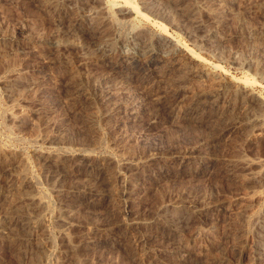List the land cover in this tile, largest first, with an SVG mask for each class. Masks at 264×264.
I'll return each mask as SVG.
<instances>
[{
  "label": "rangeland",
  "instance_id": "374dc122",
  "mask_svg": "<svg viewBox=\"0 0 264 264\" xmlns=\"http://www.w3.org/2000/svg\"><path fill=\"white\" fill-rule=\"evenodd\" d=\"M263 8L264 0H0V264H182L189 248L198 264H264ZM170 41L188 67L174 66ZM192 67L246 90L252 103L222 93V114L201 103L206 121L174 119L195 108L185 110L194 85L211 82L190 76L181 101L161 98L165 81ZM230 121L244 127L184 154ZM135 232L150 241L133 255L126 236Z\"/></svg>",
  "mask_w": 264,
  "mask_h": 264
},
{
  "label": "bare ground",
  "instance_id": "6f19581e",
  "mask_svg": "<svg viewBox=\"0 0 264 264\" xmlns=\"http://www.w3.org/2000/svg\"><path fill=\"white\" fill-rule=\"evenodd\" d=\"M113 1V0H112ZM126 1V0H125ZM108 3H113V2H110V1H108ZM126 4H129L130 6H128V7H126L127 9H131V11H133L135 14H137V15H142V13L140 12V10H139V7L136 5V4H134L132 1H130V2H128V3H126ZM110 5V4H109ZM113 5L114 4H111V6H109L111 9L113 8ZM109 9V8H108ZM110 9V10H111ZM264 9V8H263ZM110 14H112V13H110ZM116 16V15H115ZM237 20V19H236ZM118 22V21H117ZM160 42V41H159ZM153 43H152V45L150 46V47H153ZM169 46V45H168ZM179 43H177V42H171L170 41V46H169V49H173L174 50V53L176 54V51H178V48H179ZM155 47H156V44H155ZM103 48V47H102ZM101 48V49H102ZM101 49H98V51L97 52H100V53H104V51H105V49H103L102 51H100ZM156 50V49H155ZM96 53V52H95ZM153 54L155 55L156 54V51H153ZM95 55V54H94ZM176 56V58L178 59V60H176V59H174L172 62L173 63H175V65L174 66H176V65H179V67L180 68H182V67H188L190 64H189V62H185V59H183L182 61L181 60H179V58L180 57H178V54H176L175 55ZM193 58V57H192ZM148 60V59H147ZM258 61H260V60H258ZM257 61V62H258ZM130 62V61H129ZM133 63L135 62V61H132ZM172 63V64H173ZM131 64V63H130ZM182 65V66H181ZM139 68V67H138ZM142 68V67H141ZM174 69V68H173ZM129 70V69H128ZM177 70V69H176ZM134 71V70H133ZM137 71V70H136ZM183 71V75H182V77H180L178 80H176V79H174L172 82L171 81H165V84L163 85V89H164V92H163V94L161 95V98H163L164 100H168V102L169 103H172L173 101H176V100H179V101H181L180 99H182L181 98V95H183L184 94V91L186 90V88L187 87H192L193 88V83L191 82V80H193V78H195V77H190V76H197V77H201V75H206V76H208L209 77V81L211 80V82H209V83H201V81L199 82V83H196L195 85H194V91H193V93L191 94V95H189L190 97H189V100L190 101H188V103H189V106L187 107V105H186V108H185V110L186 109H188V108H191L192 106H195V108H192V110L191 111H188V113H184V111H183V113H181L180 115H178L176 112L174 113V119L177 117V119L178 118H181L182 119V121L184 122H194V124H199L198 122H202V120L203 121H206L205 119H207V118H205V117H203L204 115H203V113L204 112H202V115H201V103H202V105H203V108H208L210 111H209V113H207V114H209V115H213V114H216V112H220L221 114L223 113V111H227V106L226 107H222V106H219V105H217V98L223 93V95H226V94H228V98H231V99H236V100H238L239 101V103L241 102V103H246L247 105H250L251 103H252V101H251V99L252 98H254V96H251L248 92H246V90H242V88L240 89V88H238L237 86H233V85H231V86H229V85H227V83H225V81H223V80H221V79H216V78H214L215 77V75H212V73H207L203 68H200V69H198V68H190V69H183L182 70ZM131 72V71H130ZM204 73V74H203ZM212 77V78H211ZM206 78V77H205ZM139 80V79H138ZM195 80V79H194ZM190 81V82H189ZM247 82H248V80H247ZM250 82V81H249ZM186 83V84H185ZM185 84V85H184ZM111 85V84H110ZM120 85H122V84H120ZM109 86V85H108ZM116 86V85H115ZM117 87H119V86H117ZM125 86H121V88L119 87V88H116L117 90H116V92H117V94L119 93V91H120V89H122V88H124ZM109 89V88H108ZM128 89V88H127ZM187 90H189V89H187ZM122 91V90H121ZM125 91V90H124ZM105 92V91H104ZM103 92V93H104ZM108 92V91H107ZM183 92V93H182ZM227 92V93H226ZM111 92H109V93H107L106 95H103V97H101V99H103V101L104 102H109V101H111L112 100V98H113V96L110 94ZM123 93V92H122ZM136 93V92H135ZM117 94H113V95H117ZM186 95H184V97H185ZM225 97V96H224ZM223 97V98H224ZM226 98V97H225ZM219 99V98H218ZM233 99V100H234ZM136 101V100H135ZM232 101V100H231ZM130 102V101H129ZM132 102V101H131ZM168 103V104H169ZM188 103H186V104H188ZM139 104V103H138ZM183 104V103H182ZM221 104V103H220ZM236 104V103H235ZM127 105V104H126ZM125 106V105H124ZM180 106V105H179ZM135 107H136V105L134 104V102H133V104H128L127 106H126V111H129V113L128 114H134L135 112H134V110H135ZM125 108V107H124ZM123 108V109H124ZM206 110V109H205ZM123 111H125V110H123ZM122 111V112H123ZM204 111V110H203ZM117 112V111H116ZM116 112H114V113H116ZM118 112H121V111H118ZM117 112V113H118ZM120 114V113H119ZM132 116V115H131ZM176 119V120H177ZM198 120V121H197ZM239 120V119H238ZM239 121H241V120H239ZM178 122V121H177ZM232 123H234L233 121H230V123L229 124H226L224 127H221L220 125L222 124V123H219V124H212L211 126H210V129H212V131L209 129L208 131H209V136L207 135V139L205 140V141H202L201 142V140H200V143H196V144H194V146H191L188 150H186V151H184V154L185 155H195V156H197L196 154H197V152H199L200 150H201V147H203L204 145L206 146H208V145H210L211 143H213V142H216L217 141V138H212L210 135H212V134H214V133H218V132H224L226 135L228 134V133H230V132H235V131H238V129H242L243 127H244V125H243V123H241L240 125H236L235 123H234V125L232 124ZM176 124V123H175ZM189 124H192V123H189ZM188 124V125H189ZM193 124V125H194ZM230 124H232V125H230ZM238 124V123H237ZM186 126H187V124H186ZM189 126H191V125H189ZM195 127H197L196 125H195ZM185 129H187V128H185ZM182 131L184 132V133H182V134H184V136L185 137H187L188 136V138H189V135H191L192 134V130L190 131L189 130V132H185V130H183L182 129ZM194 131V130H193ZM181 132V131H180ZM194 133H196V132H194ZM180 136V135H179ZM197 136V135H196ZM178 137V136H177ZM208 137H210V139L208 138ZM214 137H216V136H214ZM206 138V137H205ZM198 139V138H197ZM209 139V140H208ZM191 145V144H190ZM193 145V144H192ZM187 146H189L188 144H187ZM194 153H196V154H194ZM89 156V155H88ZM200 156V155H199ZM138 157V156H137ZM207 157H211V154H207L205 157L203 156V157H201L200 159H198V161H196L195 162V160H194V162L196 163V165H198L199 163H201V161H203V160H205ZM213 157H214V155H213ZM191 158V157H190ZM196 158V157H195ZM215 161H216V159H215ZM194 163V164H195ZM88 165V164H87ZM247 165V164H246ZM132 166V165H131ZM213 166V165H212ZM221 166V165H220ZM128 168V167H127ZM129 168H130V166H129ZM133 168V167H132ZM214 168V167H213ZM217 168H218V166H217ZM216 168V169H217ZM248 168V167H247ZM251 168V167H250ZM215 169V170H216ZM213 170V169H212ZM211 170V171H212ZM227 170V169H226ZM210 171V172H211ZM82 172V171H81ZM213 172H215V171H213ZM87 173V172H86ZM1 174V173H0ZM85 174V173H84ZM87 174H89V173H87ZM88 176V175H87ZM90 176V175H89ZM228 179V178H227ZM246 179V178H245ZM78 180V179H77ZM76 180V181H77ZM82 182H84V181H82ZM86 186L89 188V189H91V188H95V186H93V179L91 180V179H87L86 181ZM84 182V183H85ZM96 182V181H95ZM92 183V186L93 187H91L90 186V184ZM95 184V183H94ZM98 184V183H97ZM93 188V189H94ZM128 189V188H127ZM122 191V190H121ZM126 191V190H125ZM9 192V191H8ZM196 192V191H195ZM5 193V192H4ZM10 193V192H9ZM129 193H130V191H128L127 193H125L126 195H129ZM186 193V192H185ZM2 195V194H1ZM5 195V194H4ZM8 195V194H7ZM194 195V194H193ZM3 197H5V196H3ZM191 200V199H190ZM197 203V200H196V202H195V198L193 199V202L192 201H190V203L188 204V205H184V208L186 209V210H189L190 208H192L193 207V205H195ZM193 204V205H192ZM44 205V204H43ZM199 207V206H198ZM23 208V207H22ZM196 209V208H195ZM200 210V209H199ZM196 211H197V209H196ZM199 212V211H198ZM6 213H8V212H6ZM193 213H195V212H193ZM200 214H201V211L199 212ZM9 214V213H8ZM108 214V213H107ZM188 214V213H187ZM198 214V213H197ZM22 215V214H21ZM119 215V214H118ZM199 215V214H198ZM20 216V215H19ZM19 216H17L16 217V219L17 218H19ZM111 215H109V217H110ZM186 218V217H185ZM16 219L15 220H11V224H14V225H16ZM25 219V218H24ZM109 219V218H108ZM108 219H106V217L104 216V217H99L98 218V224L96 225V226H93V227H91L90 229H92L90 232H87L86 233V237L87 238H89V237H91V234L92 233H95V232H98V230H99V226H102V225H104V226H106V221L108 220ZM189 219V218H188ZM195 219V218H194ZM10 221V220H9ZM20 221V220H19ZM18 221V222H19ZM119 221V220H118ZM200 221V220H199ZM24 222H26V221H24ZM28 222V221H27ZM115 222V221H114ZM10 223V222H9ZM187 223V222H186ZM18 224V223H17ZM93 224H95V223H93ZM262 224V223H261ZM264 224V223H263ZM25 225V224H24ZM118 226H120L119 224L117 225V226H113V225H111L110 227H106L107 229L105 230V228H104V230L106 231V232H109V231H113L116 227H118ZM261 226V225H260ZM8 227V226H7ZM262 227V226H261ZM262 229V228H261ZM103 230V229H102ZM103 230V231H104ZM102 231V232H103ZM124 231L126 232L127 230H126V228H124ZM211 231V230H210ZM100 232V231H99ZM124 232V233H125ZM111 232H109V234H110ZM116 233V232H115ZM248 234V233H247ZM105 235V234H104ZM263 236V235H262ZM85 237V236H84ZM95 237V236H94ZM93 237V238H94ZM126 237H128L129 238V241H128V245L127 246H129V248H130V252H131V254H135V251H136V246H143L144 245V243L145 242H147L148 241V238L147 237H145V235H142V234H139L138 232H135V234L133 235V237H131V236H126ZM92 238V237H91ZM117 238V237H116ZM38 238L36 237V238H34L33 240H37ZM90 239V238H89ZM116 241V240H115ZM149 241H150V239H149ZM148 241V242H149ZM163 241V240H162ZM175 241H176V239H175ZM261 241H263V240H261ZM172 242V241H171ZM113 243V242H112ZM256 243V242H255ZM108 245V244H107ZM171 245V244H170ZM108 246H110V245H108ZM138 248V247H137ZM263 249H264V247H263ZM168 250V249H167ZM192 249H188V251L187 250H184L183 252L181 251V254L180 255H178V257H177V259H178V261L180 262V263H182V264H198L197 263V260H198V258H196L195 256H193L194 254H193V250L191 251ZM199 250V249H198ZM197 250V251H198ZM204 250V249H203ZM144 251V250H143ZM164 250L163 249H161L160 250V252H159V254H160V256H162V254L164 253L163 252ZM207 251V250H206ZM207 253V252H206ZM144 254V253H143ZM142 254V255H143ZM201 255H203V254H205L202 250H201V253H200ZM259 254H260V252H259ZM205 255H207V254H205ZM197 256V255H196ZM198 256H199V254H198ZM124 257V256H123ZM207 258H208V255L206 256ZM134 258V257H133ZM156 258V257H155ZM199 258L201 259V257L199 256ZM207 258H205V259H207ZM130 260V259H129ZM131 261V260H130ZM130 261H128V262H130ZM147 261V260H146ZM158 261H159V259H157V260H154V259H150L149 260V264H158ZM122 262V261H121ZM204 262H206V260L204 261ZM109 262H107V261H105L104 263H102V264H108ZM132 263V262H131ZM134 264V263H133ZM207 264V263H206ZM208 264H213V262H209Z\"/></svg>",
  "mask_w": 264,
  "mask_h": 264
}]
</instances>
